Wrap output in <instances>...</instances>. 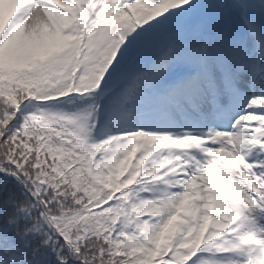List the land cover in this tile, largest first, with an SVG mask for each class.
Here are the masks:
<instances>
[{
	"label": "snow or ice",
	"instance_id": "obj_1",
	"mask_svg": "<svg viewBox=\"0 0 264 264\" xmlns=\"http://www.w3.org/2000/svg\"><path fill=\"white\" fill-rule=\"evenodd\" d=\"M0 264H264V0H0Z\"/></svg>",
	"mask_w": 264,
	"mask_h": 264
},
{
	"label": "rangeland",
	"instance_id": "obj_2",
	"mask_svg": "<svg viewBox=\"0 0 264 264\" xmlns=\"http://www.w3.org/2000/svg\"><path fill=\"white\" fill-rule=\"evenodd\" d=\"M210 221V220H209ZM211 222V221H210Z\"/></svg>",
	"mask_w": 264,
	"mask_h": 264
}]
</instances>
